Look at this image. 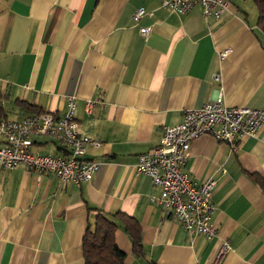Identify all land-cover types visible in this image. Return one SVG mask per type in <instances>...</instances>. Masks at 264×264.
<instances>
[{
  "label": "crops",
  "instance_id": "obj_1",
  "mask_svg": "<svg viewBox=\"0 0 264 264\" xmlns=\"http://www.w3.org/2000/svg\"><path fill=\"white\" fill-rule=\"evenodd\" d=\"M162 1L0 0V121L63 116L73 97L83 134L102 141L87 148L98 164L89 183L0 167V264H85L83 237L100 211L141 227L138 257L115 220L125 264H212L226 241L231 249L220 264H264V194L251 179L264 177V127L237 151L211 136L191 145L186 172L199 185L217 181L213 240L167 217L151 201L160 189L136 173L165 127L221 91L229 107L264 110V33L253 0H228L221 19L204 17L198 6L172 13ZM139 8L153 17L135 22ZM142 27H152L146 38ZM61 149L46 137L32 148Z\"/></svg>",
  "mask_w": 264,
  "mask_h": 264
},
{
  "label": "built area",
  "instance_id": "obj_2",
  "mask_svg": "<svg viewBox=\"0 0 264 264\" xmlns=\"http://www.w3.org/2000/svg\"><path fill=\"white\" fill-rule=\"evenodd\" d=\"M162 8L179 15L190 14L200 7L207 18L221 19L231 8L228 0H163ZM153 17L144 8L134 14V21ZM152 27H142L141 35L146 38ZM228 55L221 54L224 59ZM95 105L88 102V112ZM76 101L67 99L63 116L51 112L30 115L20 120L0 121V167L4 170L24 168L38 176L52 175L62 183L81 185L89 183L98 164L86 158L87 148H99L102 141L83 134L75 117ZM264 127V110L251 107H229L223 92L200 109L186 110L183 121L163 129L158 146L139 157L137 175H147L160 189L158 196L151 197L164 214L176 220L190 235H203L209 240L217 237L213 223V202L217 181L199 185L186 172L192 143L202 136H211L237 151L246 138H257ZM50 138L61 146L63 153L41 154L32 150L38 138ZM224 242L212 264H220L230 252Z\"/></svg>",
  "mask_w": 264,
  "mask_h": 264
},
{
  "label": "trees",
  "instance_id": "obj_3",
  "mask_svg": "<svg viewBox=\"0 0 264 264\" xmlns=\"http://www.w3.org/2000/svg\"><path fill=\"white\" fill-rule=\"evenodd\" d=\"M258 10V28L264 33V0H253ZM251 179L258 184L264 194V177L251 175ZM92 210V209H90ZM120 220L129 235L133 251L138 257H143L142 230L133 217L117 213L113 217L98 213L94 222H90L83 237L82 249L85 264H125L126 254L117 243L118 224Z\"/></svg>",
  "mask_w": 264,
  "mask_h": 264
}]
</instances>
